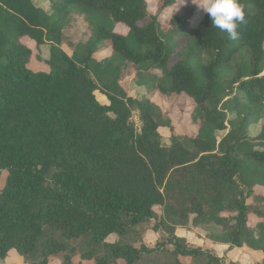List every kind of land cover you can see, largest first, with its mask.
Here are the masks:
<instances>
[{
    "label": "trees",
    "instance_id": "16d2710c",
    "mask_svg": "<svg viewBox=\"0 0 264 264\" xmlns=\"http://www.w3.org/2000/svg\"><path fill=\"white\" fill-rule=\"evenodd\" d=\"M34 1L0 0V264L11 251L25 264H225L176 235L190 227L264 254V0L204 14L155 0V15L149 0H45L51 14ZM128 79L150 95L130 97ZM157 95L192 108L196 136L174 133ZM150 226L166 253L145 245Z\"/></svg>",
    "mask_w": 264,
    "mask_h": 264
},
{
    "label": "rangeland",
    "instance_id": "374dc122",
    "mask_svg": "<svg viewBox=\"0 0 264 264\" xmlns=\"http://www.w3.org/2000/svg\"><path fill=\"white\" fill-rule=\"evenodd\" d=\"M210 1L211 0H176V3L174 5V8L177 12L183 10L185 7L191 5L195 7V11L197 13H201L204 14L206 13V11L209 8L210 5ZM35 4L44 9L47 13L51 14L52 13V9L50 4L45 1V0H35L34 1ZM149 6H150V13L152 15L157 14V4L155 0H149ZM123 32H126V30H123ZM28 41V40H27ZM26 41L27 44H29ZM29 46H31V44H29ZM33 48V46H31ZM49 49L50 46L46 45L42 48V57L44 59L49 58ZM70 53V51H68ZM111 54V51L108 50L103 54L97 55L96 58L98 60H101L107 56H109ZM35 58V56H34ZM33 58V60H34ZM34 62L36 69H47L46 65L43 66L39 63H37L35 60ZM122 86L124 87V89L127 91L128 95L134 99L137 100H143L146 97H148L150 95V91L143 87H138L135 85V83H133L130 79L126 80L125 82L122 83ZM97 100L105 105L109 104V101L107 100L106 97H104V95L100 92L97 91L95 93ZM154 102L161 108V110L163 111V113L166 115V117H169L172 121V124L175 128V132L176 134H180V135H187L190 137L196 136L197 134V128L195 126L192 125L191 119H190V115L192 112V108L191 107H187V108H180L174 105H171L169 103H167L166 101L163 100V98H161L160 95H157L156 97L153 98ZM132 121L134 122L136 128L138 131L141 130L142 127V122L140 119V113L136 110H133V117H132ZM262 126H263V122H261L259 125L252 127L250 130V134L251 136L255 137L257 135H259V133L262 130ZM159 133L162 137V143L165 146H169L170 145V138L172 135V132L165 127H162L159 129ZM225 133H219L218 136L219 138L223 137ZM6 175H4V177L2 178L1 182H0V193L2 192L3 188H4V183L6 180ZM257 220H252L251 222H256ZM178 235L181 237H186L188 239V241L192 244L194 247H196V245H201L202 241H203V237L206 236V233L202 230V229H196L193 227H190L188 229H178L177 231ZM168 235L165 233H160V232H155L151 229V226L148 228V230L146 231V234L144 235V243L147 247H149L150 249H153L156 247V245L158 243H164L166 244L165 248L163 250V253H166L169 243L168 241ZM119 238L115 235V236H111L109 237L108 241L111 242H118ZM220 255H224L223 259L225 261V264H231L236 262L238 263H244V264H263V255L260 252H256L248 247H244L242 249H236V248H224V250H221L220 252H218ZM78 254V253H77ZM79 255V254H78ZM229 255V257H228ZM80 256H76L74 257V262H79L80 261ZM20 264H25L23 258L16 252L13 251L11 253H9V256L6 260V264H16L17 261ZM166 260H169L170 262V257ZM160 261L163 263L165 262V257H160ZM185 264H188V261L183 260ZM63 262V258L62 256L59 257H53L50 259L49 264H62ZM149 260L145 259L142 261L141 264H148ZM83 264H91L89 262H83Z\"/></svg>",
    "mask_w": 264,
    "mask_h": 264
},
{
    "label": "crops",
    "instance_id": "0c3cea01",
    "mask_svg": "<svg viewBox=\"0 0 264 264\" xmlns=\"http://www.w3.org/2000/svg\"><path fill=\"white\" fill-rule=\"evenodd\" d=\"M186 229H188V228H186ZM196 229H197V228H196ZM177 231H178V229L176 230V235H177L178 237H180V238H184V239L188 242V244H190L191 246H192V245H195V244L190 243L186 237H181V236H179L178 233H177ZM109 242H110V241H109ZM111 243H115V242H111ZM193 247H194V246H193ZM199 247H200V248H203V249H205V250L210 251L211 253H213L214 255H216V256L219 257V258H224V257H223L224 255H220L218 252H220L221 250H224V248H229V246H226V245H221V244L213 243L211 240H208V239L206 238V236L203 237L202 244H201V245H196L195 248H199ZM229 249H230V248H229ZM236 249H242V248H236ZM11 252H13V251H11ZM11 252H10V253H11ZM260 253L264 256V254H263L262 252H260ZM8 256H9V255H8ZM228 257H229V255H228ZM229 258H230V257H229ZM263 258H264V257H263ZM186 261L189 262L188 264L191 263L189 260H186ZM15 262H17L16 264H20V263L18 262V260L15 261ZM263 262H264V259H263ZM232 264H237V263L234 262V263H232ZM240 264H244V263H240Z\"/></svg>",
    "mask_w": 264,
    "mask_h": 264
}]
</instances>
